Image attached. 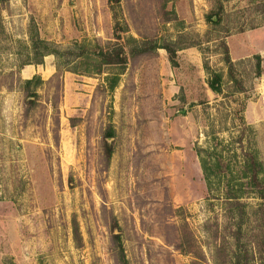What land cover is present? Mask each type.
I'll use <instances>...</instances> for the list:
<instances>
[{
  "label": "rangeland",
  "instance_id": "1",
  "mask_svg": "<svg viewBox=\"0 0 264 264\" xmlns=\"http://www.w3.org/2000/svg\"><path fill=\"white\" fill-rule=\"evenodd\" d=\"M131 39L194 57L57 78L34 44ZM260 191L264 0H0V264H264Z\"/></svg>",
  "mask_w": 264,
  "mask_h": 264
},
{
  "label": "trees",
  "instance_id": "2",
  "mask_svg": "<svg viewBox=\"0 0 264 264\" xmlns=\"http://www.w3.org/2000/svg\"><path fill=\"white\" fill-rule=\"evenodd\" d=\"M4 1V0H1ZM211 16L206 17L207 22H212ZM120 37L117 36L116 40L119 41ZM130 51H125V45L121 42L115 41L114 43H107L103 46L95 45L93 48H86L85 46L78 45L74 50H68L61 52L53 48L46 41L35 40L34 44H38L40 48H42L43 52L40 56L53 55L57 63L55 65L56 73L53 76L57 78L61 77L62 71L71 72L77 75H98L102 74L105 68L109 67H119L121 70L126 67L127 62L130 56L136 55H144L147 52L156 51L157 49H162L166 52V58L170 63V66L176 68L178 66L177 62V52L181 49V47L176 46L175 42L163 41V43L158 44L156 40H134L131 39ZM197 45V44H196ZM195 46V45H194ZM223 62L227 66L230 74L233 70V64L229 57L228 50L226 46H223ZM35 48V47H34ZM254 59L256 60V66L258 69L256 70V77L261 75V69H259V64L261 58L258 55H254ZM36 65L41 64V62H35ZM30 65V64H25ZM203 68L208 71V66L206 63L203 64ZM220 76L213 75L212 79L208 81V89L213 94H219L221 92L220 88ZM40 80H38L39 82ZM31 83V80L24 81V85L27 86ZM241 92L243 91L240 86ZM109 153L107 154V158L109 157ZM258 178L253 175L251 181L256 185V187L260 186ZM260 199H264V195L260 191L258 193ZM228 200L234 199V196L227 197ZM114 239L118 238V236H113ZM114 251H115V261L116 264H128L127 260L124 257L123 251L121 249L118 241H114ZM237 264V263H236Z\"/></svg>",
  "mask_w": 264,
  "mask_h": 264
},
{
  "label": "crops",
  "instance_id": "3",
  "mask_svg": "<svg viewBox=\"0 0 264 264\" xmlns=\"http://www.w3.org/2000/svg\"><path fill=\"white\" fill-rule=\"evenodd\" d=\"M162 50V49H161ZM186 50H184V49H182V50H180V53H187V55L186 56H189V57H194L193 55V52H185ZM229 53H230V58H231V60L232 61H235V60H237V59H242V58H248V57H250V53H246V54H241V55H239V58L238 57H236V59H235V57L234 56H232L231 55V52L229 51ZM193 63H194V65L196 66V67H199V64H198V61L196 60V59H194V60H191ZM27 71H29L28 70V68H26L25 69V72H27Z\"/></svg>",
  "mask_w": 264,
  "mask_h": 264
}]
</instances>
